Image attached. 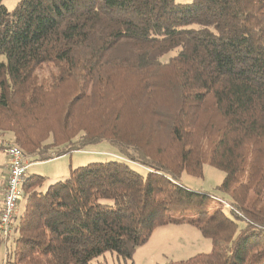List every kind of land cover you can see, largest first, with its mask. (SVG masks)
Listing matches in <instances>:
<instances>
[{"label": "trees", "instance_id": "obj_1", "mask_svg": "<svg viewBox=\"0 0 264 264\" xmlns=\"http://www.w3.org/2000/svg\"><path fill=\"white\" fill-rule=\"evenodd\" d=\"M0 136L42 162L106 140L147 168L95 161L45 185L30 159L5 264L132 260L182 224L211 250L166 264H264V0H0ZM205 164L223 197L183 182Z\"/></svg>", "mask_w": 264, "mask_h": 264}, {"label": "rangeland", "instance_id": "obj_2", "mask_svg": "<svg viewBox=\"0 0 264 264\" xmlns=\"http://www.w3.org/2000/svg\"><path fill=\"white\" fill-rule=\"evenodd\" d=\"M19 1L20 0H3V3L9 10H12L17 6ZM190 1L191 0H176L178 3H188ZM175 54L176 51L168 53L162 59L167 61L169 57ZM47 70H50L49 66L43 68L40 74L46 76ZM61 93L62 95L57 97L54 101L55 107L56 104H62L70 97L69 94L66 95L65 91L63 93V90ZM7 137L10 136L8 135ZM16 145L18 144L16 143ZM30 159L31 156H26L27 162L30 161ZM110 160L127 161L133 169L140 173L145 174L147 172V168L139 163L128 161L126 156L121 154L114 145L103 140L98 143L89 144L81 150H74L54 160L50 159L42 162L32 158L27 173H29V175L39 174L47 177L45 180V185H47L68 177L71 168L85 165L90 162ZM223 178L224 172L209 164L204 165V174L202 177H195L187 173H184L182 176V180L187 186L195 190L214 192L213 194L220 197H223V193H219L215 188L222 182ZM226 205L229 206L227 202ZM24 208L25 198L18 203V213L15 224L16 222L18 223ZM15 235L16 233L14 231L9 237L5 238L0 233V264H5L7 251H11L14 248ZM210 250V240L204 238L196 228L188 224L164 225L153 231L146 244L137 248L132 260H124L123 257L118 256L115 252H106L94 259L91 264H166L170 260H182L194 254L205 253Z\"/></svg>", "mask_w": 264, "mask_h": 264}, {"label": "built area", "instance_id": "obj_3", "mask_svg": "<svg viewBox=\"0 0 264 264\" xmlns=\"http://www.w3.org/2000/svg\"><path fill=\"white\" fill-rule=\"evenodd\" d=\"M5 152L9 156V174L0 208V233L4 237H8L14 229L18 203L23 199L22 185L28 164L23 150L19 146L10 145Z\"/></svg>", "mask_w": 264, "mask_h": 264}, {"label": "crops", "instance_id": "obj_4", "mask_svg": "<svg viewBox=\"0 0 264 264\" xmlns=\"http://www.w3.org/2000/svg\"><path fill=\"white\" fill-rule=\"evenodd\" d=\"M6 136H0V141L5 142ZM54 160V159H53ZM8 160L7 155L4 151V149L0 150V179H1V185H0V208L3 203V192H4V186L6 182V177L8 173Z\"/></svg>", "mask_w": 264, "mask_h": 264}]
</instances>
